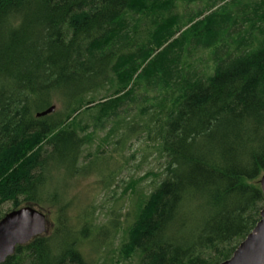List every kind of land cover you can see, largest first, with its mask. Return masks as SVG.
<instances>
[{
  "label": "trees",
  "instance_id": "obj_1",
  "mask_svg": "<svg viewBox=\"0 0 264 264\" xmlns=\"http://www.w3.org/2000/svg\"><path fill=\"white\" fill-rule=\"evenodd\" d=\"M98 132L164 160L101 225L51 189L95 170ZM263 174L264 1L0 0V208L57 210L4 264H221L260 221Z\"/></svg>",
  "mask_w": 264,
  "mask_h": 264
},
{
  "label": "rangeland",
  "instance_id": "obj_2",
  "mask_svg": "<svg viewBox=\"0 0 264 264\" xmlns=\"http://www.w3.org/2000/svg\"><path fill=\"white\" fill-rule=\"evenodd\" d=\"M241 1L245 4L249 2L253 4L264 0ZM193 7V5H184L180 7V11H190ZM212 51H202L196 55L198 61L196 64L201 72L206 75L211 74L214 67ZM55 107L56 112L62 110L59 105H55ZM103 135V133L98 132L94 136L91 148L85 152L86 159H89L86 160L88 161L87 164L90 162L95 163V170L90 172L91 174L70 178L63 172L55 173L51 185V189L58 188L61 202L74 201L77 208L83 205H94L96 213L93 217L100 225L108 222L113 209L120 212L121 209L125 211L126 206L134 198V191L135 194L149 192L158 176L163 172L164 166V160L157 157L158 154L154 144L149 142L145 135H142L138 140L130 141L128 145L122 147L105 143ZM95 155H98V157ZM260 178L251 182V184L258 185ZM13 210H15L13 202L3 204L0 208V218ZM44 211L48 213L50 221L57 220V210L55 208L50 209L47 207ZM116 236L115 246H117V240L121 236V230L116 233ZM94 248H96L95 245L91 247L89 245L88 259L91 261L99 259L94 252ZM114 252H112L111 257L114 259L113 264H121L115 262L118 258ZM104 258L101 257V263Z\"/></svg>",
  "mask_w": 264,
  "mask_h": 264
},
{
  "label": "water",
  "instance_id": "obj_3",
  "mask_svg": "<svg viewBox=\"0 0 264 264\" xmlns=\"http://www.w3.org/2000/svg\"><path fill=\"white\" fill-rule=\"evenodd\" d=\"M55 110L56 107L52 106L37 116L44 117ZM259 185L264 195V174ZM50 229L48 213L33 205L7 213L0 220V264L13 256L18 246L29 244L35 238L47 234ZM221 264H264V209L252 232L239 244L233 255Z\"/></svg>",
  "mask_w": 264,
  "mask_h": 264
},
{
  "label": "bare ground",
  "instance_id": "obj_4",
  "mask_svg": "<svg viewBox=\"0 0 264 264\" xmlns=\"http://www.w3.org/2000/svg\"><path fill=\"white\" fill-rule=\"evenodd\" d=\"M220 20V19H219ZM162 27V26H161ZM191 31V30H190ZM151 70V69H150ZM178 77V76H177ZM178 97V96H177Z\"/></svg>",
  "mask_w": 264,
  "mask_h": 264
}]
</instances>
